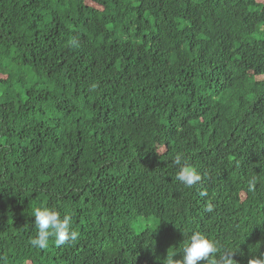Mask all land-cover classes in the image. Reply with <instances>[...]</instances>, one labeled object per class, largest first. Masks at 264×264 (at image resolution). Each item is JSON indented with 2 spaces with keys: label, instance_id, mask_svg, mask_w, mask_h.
<instances>
[{
  "label": "trees",
  "instance_id": "16d2710c",
  "mask_svg": "<svg viewBox=\"0 0 264 264\" xmlns=\"http://www.w3.org/2000/svg\"><path fill=\"white\" fill-rule=\"evenodd\" d=\"M42 206L77 239L32 247ZM194 231L264 253V0H0V264H166Z\"/></svg>",
  "mask_w": 264,
  "mask_h": 264
},
{
  "label": "clouds",
  "instance_id": "9594fccd",
  "mask_svg": "<svg viewBox=\"0 0 264 264\" xmlns=\"http://www.w3.org/2000/svg\"><path fill=\"white\" fill-rule=\"evenodd\" d=\"M174 163L178 166L176 180L183 185L191 188L201 176L199 171L187 164L182 163V155L177 154ZM255 183V178L249 180V188ZM201 195L206 193L201 192ZM32 215L35 217L36 226L35 235L29 240L32 247L44 249L49 246V239L53 238L56 246H61L73 242L78 237V232L73 230V220L70 214H62L56 208L47 206L35 207ZM186 242L180 248V251L172 252L168 255L166 264H237L233 258V252L229 250L220 251V248L205 234L194 231L191 234H185ZM178 256V258H176ZM248 264H264V253L259 258L253 256L248 260Z\"/></svg>",
  "mask_w": 264,
  "mask_h": 264
},
{
  "label": "bare ground",
  "instance_id": "6f19581e",
  "mask_svg": "<svg viewBox=\"0 0 264 264\" xmlns=\"http://www.w3.org/2000/svg\"><path fill=\"white\" fill-rule=\"evenodd\" d=\"M180 119V118H179ZM170 121V120H169Z\"/></svg>",
  "mask_w": 264,
  "mask_h": 264
}]
</instances>
